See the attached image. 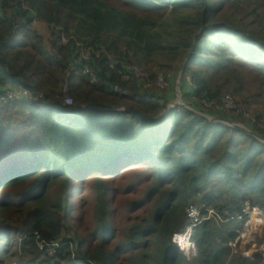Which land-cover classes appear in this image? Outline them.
I'll return each instance as SVG.
<instances>
[{
	"label": "trees",
	"instance_id": "obj_1",
	"mask_svg": "<svg viewBox=\"0 0 264 264\" xmlns=\"http://www.w3.org/2000/svg\"><path fill=\"white\" fill-rule=\"evenodd\" d=\"M231 1L170 0L168 9L149 0H0V264H190L174 241L185 228L197 248L193 264H264V143L187 108L243 123L264 139L263 116H228L202 103L221 105L228 96L219 90L228 84L219 79L216 92L211 84L232 73L236 57L264 73V41L232 16L216 21ZM222 33L236 41L227 44ZM91 48L101 54L86 61ZM153 57L161 61L155 72ZM178 64L188 87L184 105L153 123L116 110L161 116L173 100H162L156 83ZM67 73L71 95L85 108L54 99ZM116 86L131 96L121 97ZM8 92L15 98L5 104ZM145 165L151 173L128 197L155 188L154 178L158 188L131 209L144 218L131 220L118 202L126 193L113 180ZM164 187L171 195L145 216ZM247 201L256 217L237 221ZM187 206L203 209V217L214 207L216 222L194 227ZM39 243L60 247L50 254Z\"/></svg>",
	"mask_w": 264,
	"mask_h": 264
},
{
	"label": "rangeland",
	"instance_id": "obj_2",
	"mask_svg": "<svg viewBox=\"0 0 264 264\" xmlns=\"http://www.w3.org/2000/svg\"><path fill=\"white\" fill-rule=\"evenodd\" d=\"M149 1L150 2L154 1V2H157L158 4L166 2V3H168V5H167L168 9L171 8L170 7L171 4L169 3L170 0H157V1L156 0H149ZM226 6L227 7L224 8V11H225L224 17L219 16L218 19H216V21L225 20L226 18L228 19L229 16H230V18L232 16L233 19L237 20V24H238L237 26L239 27V29H246L249 32H253V33L257 34L261 40L264 41V0H232L231 3L227 4ZM171 15H173V14L170 11H168V13L165 16L167 21H171L173 19ZM35 26H38L39 30H42V33H44V34H48L49 33L48 31H50V29H48L47 26L45 24H42V22H40V21H36ZM73 28H75V24L70 22L69 29H70V33L72 35H74V33L77 32V31L75 32V30H73ZM58 30H60V29H58ZM216 34H219V32H217ZM77 37H81V36H77ZM222 37L224 38L226 43L229 45H231L232 42L236 41L235 36L230 35V34L222 33ZM87 39H89V38H87ZM64 41L66 42V39H64ZM83 46L84 45L82 43L79 44V48H82ZM88 51H92L91 54H97V52H95L94 49L91 48L89 50L84 51V53L82 54L84 59H85V57H88V53H87ZM186 61H188V60L186 59ZM235 61L237 64H234L233 69L231 70L232 73L228 72L227 76H225V79H224L223 73L221 72L219 77H217V79H215L214 83L211 84L212 90L213 91L215 90L214 92H216L218 90L216 82H219L221 80L220 81L221 83H225V85L228 84V86L227 87L221 86V89H219V90L225 94L228 93L227 95L231 96L234 99L235 107L242 109L244 111L246 118H250L251 120L255 121L256 116L259 115V116H263V119H264V73L263 72H256L253 69V67H255L256 65H252L250 60H245V59H243L242 56L236 57ZM159 62H161V61L155 59L154 57L151 60H149L148 66L152 70V72H155L157 69L159 70ZM262 64L264 65V61ZM178 66H179V64L174 68V70L172 71L173 73L168 74V76L164 77V75H162L161 77H159L158 82L156 83V86H157V89L159 91H161V92H158V94L162 100L166 101L169 98H171L173 100L171 103H177L180 105V104H184V98L183 97H184V94L187 91L188 87H187V84L183 83L181 80L182 70H179ZM133 68L136 69L137 67L133 66ZM137 71H139V70H137ZM174 75H175V78H174ZM235 76H237V79L234 78ZM69 77H70V73H67L65 78H64L63 83L60 84L59 89L58 88L55 89L58 92L57 95H59L60 92H61V94L59 96L55 95L54 99L61 101L62 103H63V97H62L63 93L62 92H63L65 86L68 85ZM160 79L164 80V83H163V84H165L164 88L159 85ZM66 80H67V82H66ZM187 81H188V79H187ZM171 85L174 86V89L169 88ZM172 86H171V88H172ZM144 87L145 88H151L152 85H150L149 87H147V86H144ZM228 87H230L229 90L227 89ZM236 90H238V91H236ZM22 92L24 94H27L23 90H22ZM69 94H70L69 98H72L74 101L73 107L85 108V104H86L85 101L79 100L76 97L72 96L71 92H70V88H69ZM125 96H131V93L128 92L127 95H122L121 97H125ZM193 100L195 102H197L198 99L196 100V98H193ZM9 101H11V99H9L3 103L8 104ZM238 101H239V103H238ZM205 102H206V100L203 101L202 103L204 104ZM126 107H128V106H126ZM126 107H124V108H126ZM124 108L121 107V108H117L116 110H118V111L123 110V112H125ZM187 108L191 109L195 113H201V114L207 115L208 117H210V119H212V118L218 119V117H214L208 113L205 114L202 112H198L193 108H190V107H187ZM107 109H110V108H107ZM208 109L211 110L213 108H208ZM113 110H115V109H113ZM230 112L231 111H228V112H226V114L229 116ZM222 114H221V116H222ZM159 117H161V116H159ZM159 117H157V118H159ZM231 119H233V117H231ZM241 124H243V123H241ZM243 125H245V124H243ZM134 158L135 157L127 158L123 164H125V165L131 164V162ZM146 166L148 167V165H145V167ZM151 168H152V166L148 167V168H143L136 175H128V173H127V174H125V176L123 178L113 180V185L118 186L120 189H122L126 193V195L123 198H121L118 202L123 200L122 207L124 209H126L125 214L127 215V217H130L131 220H134L135 218L141 220L144 218L143 213H139V212L131 213V209H133L137 205L142 204L147 199L145 197V194H147V193L149 194L150 191L154 190L155 188H158L157 187L158 186L157 180L154 178L156 185H154L152 187H155V188H151V189H150V187L146 188L147 191H145L144 194H142V195L137 194L135 192H133V193L130 192L132 194L128 197V190L133 189V188H137L138 181L140 180L141 176L143 174L149 175L152 171ZM167 188H171V187L162 188V190H160V194L158 196H155L152 199V202L150 204V206L152 208L149 210V212L145 213V216L147 215V217H148L150 212H152V211L155 212L156 210H158L163 205L164 201H166L167 197L169 195H171V193H170L171 191H168ZM195 203L196 202H191L188 206H190L191 204H195ZM96 206H97V202H96ZM188 206L185 208V214L187 213V210L189 208ZM118 209L119 208L116 207L117 211H118ZM209 209H211L212 211L214 210L215 213H217L216 212L217 209H215L214 207L210 206ZM205 221H215L216 222V220H214V218H212L211 216L210 217L205 216L203 219V222H205ZM180 223H181V221H180ZM130 226H131V223L129 225L125 223V225L122 229L124 237L127 236V231H128V228ZM76 232H78V229H76ZM250 237H253V235L249 234L248 238H250ZM122 240L126 241V238L125 239L122 238ZM174 241L182 249H184L187 252V254L189 255V263L193 264V258L192 257L195 256L197 248L195 247V244L190 243L189 234L186 231V228H185V230L184 229L182 231L180 230L175 234ZM55 247L59 248L60 245L57 243L54 244V246H50V247H48L46 245H43V247H41V245H40V248L42 250H46L50 254H53L54 250L56 249ZM255 247H257V246H255ZM145 256H146L145 253H141L139 258L143 259V257H145Z\"/></svg>",
	"mask_w": 264,
	"mask_h": 264
},
{
	"label": "built area",
	"instance_id": "obj_3",
	"mask_svg": "<svg viewBox=\"0 0 264 264\" xmlns=\"http://www.w3.org/2000/svg\"><path fill=\"white\" fill-rule=\"evenodd\" d=\"M87 53H88V57H85L86 61H88L90 59V55H91L92 51H88ZM96 56L99 57L100 53H97ZM109 61H110V68L112 70L116 71L117 70L116 67L118 65V62L115 61L114 59H112L111 57H109ZM130 69L138 72L137 71L138 68L134 69L133 67H130ZM86 73H87V71H86ZM119 73H121V72H119ZM187 79H188V82L191 84L192 83L191 79L189 77ZM91 83L92 84H96L97 83V80H96V78L94 76L92 77ZM163 83H164V80L160 79L159 85L164 88L165 84H163ZM114 91L116 93L120 94V96L128 94L127 90H123L119 86H116ZM62 93H63L62 97H63L64 105L67 106V107H73L74 106V101H73L72 98H69L70 94H69V86L68 85L65 86V88H64ZM14 97H15L14 93L8 92L5 95V97L3 98V101L5 102V101H7L9 99H13ZM234 104H235L234 99L231 96H226L222 100V104L221 105H218L215 102L210 103V104L207 103V102L204 103V105L207 108H216L217 110L222 111V112H228V111H234L235 110L234 112L242 113L244 115V117H245L244 111L242 109H239V108L235 107ZM203 215H204V210L200 209L198 207H193L192 206V207L188 208V210H187V216L192 221V225L194 227L200 225L203 222V219H204ZM214 215H215V211L214 210L212 211L211 209H208V216L209 217L210 216L213 217ZM223 216H224L225 219H228V220L233 219V216L228 211H225ZM255 217L256 216H255V214L253 213V210H252V204L249 201H247V202H245L243 204L241 213H239V214H237L235 216L237 221H240V222L245 220V219H247V218L254 220ZM40 245H41V247H43V245H45V244L39 243V246ZM50 246H54V243L48 245V247H50Z\"/></svg>",
	"mask_w": 264,
	"mask_h": 264
},
{
	"label": "water",
	"instance_id": "obj_4",
	"mask_svg": "<svg viewBox=\"0 0 264 264\" xmlns=\"http://www.w3.org/2000/svg\"><path fill=\"white\" fill-rule=\"evenodd\" d=\"M179 104L177 103H169L165 106V110L164 113L161 115V117L159 118H152V117H148L144 114H142L140 111L131 108V107H126L124 108L125 112L129 113L131 116L140 119L143 122H147V123H153V122H158L163 120L170 112V110H172L173 108H175L176 106H178ZM180 105H184V104H180ZM123 112V110H122ZM198 115L209 119L212 122H218L221 124H224L226 126H230L233 128H236L238 130H241L242 132H245L247 134H249L250 136L256 138L258 141H260L261 143H264V139H262L261 137H259L258 135H256L253 131H251L250 129H248L245 125L241 124V123H232V122H228L225 120H221V119H215L212 118L210 119V117H208L207 115L201 114V113H197Z\"/></svg>",
	"mask_w": 264,
	"mask_h": 264
}]
</instances>
